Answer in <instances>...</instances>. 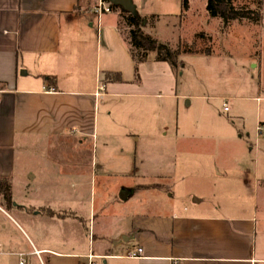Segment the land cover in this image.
Masks as SVG:
<instances>
[{"label":"crops","instance_id":"crops-1","mask_svg":"<svg viewBox=\"0 0 264 264\" xmlns=\"http://www.w3.org/2000/svg\"><path fill=\"white\" fill-rule=\"evenodd\" d=\"M132 1L148 18L182 14V0ZM88 2L0 0V179L11 184L16 203L7 207L0 196V257L17 258L18 264L24 257L30 264H264V240L258 238L264 234V166L261 173L242 170L237 179L250 201L223 214L175 206L157 212L126 208L115 217L126 221L111 233L104 205V221L94 219L88 246L86 229L92 226L64 195L33 205L35 176L16 173L18 144L32 137L38 143L55 137L81 143L94 136L100 106L110 113L108 95L150 100L178 95V73L154 54L139 64L136 76L117 10L99 18L97 0ZM155 27L145 32L154 36ZM124 174L135 175L136 167ZM138 248L141 256L131 257Z\"/></svg>","mask_w":264,"mask_h":264},{"label":"rangeland","instance_id":"rangeland-1","mask_svg":"<svg viewBox=\"0 0 264 264\" xmlns=\"http://www.w3.org/2000/svg\"><path fill=\"white\" fill-rule=\"evenodd\" d=\"M233 1L236 7L259 12L258 26L249 20H213L207 16L206 0H190L185 14L155 20L152 34L174 48L179 41H193L202 30L211 37L203 45L212 48V55L182 57L176 98L108 95L110 113L105 115V106H100L94 136L81 138V143L66 137L38 143L32 137L30 143L18 144L16 173L35 176L33 205L56 201L57 195L68 198L92 226L86 229V246L94 219L104 221V205L111 215L107 225L115 233L126 221L115 218L121 209L157 212L175 206L223 214L225 208L250 201L237 178L246 167L261 173L264 166V124H259L264 122V0ZM142 27L150 30V22ZM135 167V175L124 174ZM122 192L128 193L125 199ZM258 238L264 240V234ZM0 259L18 264L11 256ZM29 259L21 261L30 264Z\"/></svg>","mask_w":264,"mask_h":264},{"label":"trees","instance_id":"trees-1","mask_svg":"<svg viewBox=\"0 0 264 264\" xmlns=\"http://www.w3.org/2000/svg\"><path fill=\"white\" fill-rule=\"evenodd\" d=\"M109 1V0H107ZM190 0H182V14L189 10ZM112 8L119 11L128 27V43L130 52L135 62V73L139 77L138 66L146 61L150 54L155 55L156 61L167 62L174 71L183 66L182 57L187 54L212 55L213 50L209 46H204L206 41H210L211 37L205 31L196 32L193 41H179L174 48L168 43L160 42L157 38L144 32L143 22H150V26H155L157 18H150L140 15L137 11L131 13L125 10L120 5L112 4ZM206 10L211 18H219L223 24H229L232 21L249 20L254 24H259L262 20V15L254 9L244 7H236L233 0H207ZM200 42V43H199ZM201 44V45H199ZM0 196L7 207L13 204L11 184L7 180L0 179ZM53 214L52 211H48Z\"/></svg>","mask_w":264,"mask_h":264},{"label":"built area","instance_id":"built-area-1","mask_svg":"<svg viewBox=\"0 0 264 264\" xmlns=\"http://www.w3.org/2000/svg\"><path fill=\"white\" fill-rule=\"evenodd\" d=\"M113 10L112 4L110 1L107 0H97L95 6V13L100 18L102 14L109 13ZM224 111H228L229 107L227 103L223 104ZM142 248H138L136 251L130 254L131 257H140L142 254ZM20 264H24V261H20Z\"/></svg>","mask_w":264,"mask_h":264},{"label":"water","instance_id":"water-1","mask_svg":"<svg viewBox=\"0 0 264 264\" xmlns=\"http://www.w3.org/2000/svg\"><path fill=\"white\" fill-rule=\"evenodd\" d=\"M111 2V4L114 5H120L121 7H123L125 10L131 12V13H135L136 12V6L133 3L132 0H109ZM146 23V20L144 21V24ZM128 193L127 192H122L120 195L121 199H125L127 197ZM14 205H16V203H13ZM130 237L128 236H124L123 239L124 240H128Z\"/></svg>","mask_w":264,"mask_h":264}]
</instances>
